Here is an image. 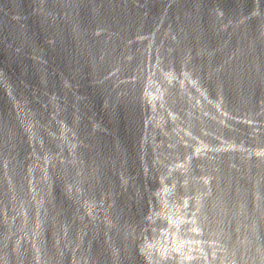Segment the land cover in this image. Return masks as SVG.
<instances>
[{
    "label": "water",
    "instance_id": "obj_1",
    "mask_svg": "<svg viewBox=\"0 0 264 264\" xmlns=\"http://www.w3.org/2000/svg\"><path fill=\"white\" fill-rule=\"evenodd\" d=\"M0 264H264V0H0Z\"/></svg>",
    "mask_w": 264,
    "mask_h": 264
}]
</instances>
